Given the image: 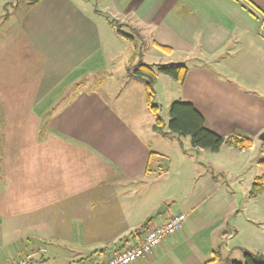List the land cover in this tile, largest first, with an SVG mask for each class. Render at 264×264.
Instances as JSON below:
<instances>
[{
  "label": "crops",
  "instance_id": "crops-1",
  "mask_svg": "<svg viewBox=\"0 0 264 264\" xmlns=\"http://www.w3.org/2000/svg\"><path fill=\"white\" fill-rule=\"evenodd\" d=\"M8 6L13 15L4 17ZM256 12L264 13V0H0V264L38 255L41 264H102L178 212L187 216L184 229L132 264H207L219 248L215 234L239 218L231 213L240 203L231 183L247 191L244 204L257 216L246 230L264 243V194L251 196L264 132V36ZM139 41L188 68L182 85L173 80L172 98L192 103L209 130L253 141L246 150L192 145L196 156L177 155L183 175L195 177L191 192L177 211L167 206L153 219L159 204L137 219L133 195L152 162L159 169L160 158L172 160L174 135L155 133L154 118L148 134L141 128V113L135 118L128 105L135 99L128 67L121 88H103L105 76L117 77L108 64L124 55L131 64ZM128 42L131 52L123 49ZM123 95L127 102L110 103ZM146 96L141 86L145 105ZM46 240L69 247L51 250Z\"/></svg>",
  "mask_w": 264,
  "mask_h": 264
},
{
  "label": "rangeland",
  "instance_id": "rangeland-1",
  "mask_svg": "<svg viewBox=\"0 0 264 264\" xmlns=\"http://www.w3.org/2000/svg\"><path fill=\"white\" fill-rule=\"evenodd\" d=\"M7 10H4V15L12 14L13 13V7L8 6L6 7ZM13 15V14H12ZM5 24V23H4ZM4 24L2 26H4ZM126 34H129L128 31L125 30ZM128 47H125V51L131 52L134 50L133 46L130 42L127 43ZM138 45L139 48H143L144 51L147 52V58L145 61H143L146 64L152 65L153 67H158L161 65H168V64H176L175 61L178 58L175 57L174 61H168L170 59L168 56L164 55V59L161 60L159 53H157L156 49H154L153 46L148 45L147 43L142 45V43L139 41ZM119 62H116L114 64H108V68L114 70V72H117V77L115 80H109V76H105L103 79V88L106 92H114L117 87L121 88L124 85L125 80H122L121 78L126 74L125 69L126 67H129L130 64L128 62V57L123 56ZM138 61V60H137ZM160 81H159V93L158 97H156L155 103L160 107V115L164 120V130H168V122H169V109L170 105L174 101H180L179 98H172V88L171 84H173V78L164 75L159 74ZM130 79V77H129ZM163 80H168L169 85L164 82ZM88 85H92L91 87L97 85V83L93 82ZM141 86L143 89V92L147 94L145 89V82L138 78H132L131 79V86H129L127 91L132 94L135 99H133V105L134 110L137 112L135 115V118L140 116V113L142 115L141 117V128L146 131V134H148L149 131V123L153 120V114L151 110L145 105L144 100L139 101V96L141 95ZM119 90V89H118ZM123 95L120 99V101H116L115 99L112 100L110 103L112 105H116L118 102L122 104L123 102H127V99ZM138 98V99H137ZM127 106V107H129ZM137 108V109H135ZM133 118V120H135ZM151 132V130H150ZM151 136V135H150ZM149 136V139L151 137ZM173 141L170 142L169 148L171 150L169 151V156L172 157V160H167L165 157H162L159 159L160 161V168H155V162H152L151 169L152 171L149 172L145 179V183L137 189V191H134L133 200H134V213L135 217L139 219L140 215H144L147 210L152 205L159 204L150 217L154 216L155 212H157L162 205L169 206V211H177L178 206L180 204V201L187 196L191 191L190 187L192 185V180L194 175H188L189 177L184 176L182 167L184 165L182 164V161L178 159V156L181 153L188 152L189 154L185 156H196L192 151H189V149L192 148L191 138L190 137H181L178 135L173 136ZM154 141L157 139L153 137ZM178 155V156H177ZM255 173V171H254ZM262 168L259 169L257 175H261ZM160 174H164V176L161 177ZM230 190L229 193L233 194L235 197H237L238 201L240 203L233 204L231 206V213H239V218L237 221H234L233 219L230 220L229 225L224 227L220 233L215 234L214 242L220 247L219 252L216 251L210 258V261L207 262V264H226L228 261H235L239 263H244V250H247L244 245H249L250 248H248L249 251L253 253H259L258 250L255 248V245H260V247H264V243L262 240L255 239L252 234H250L249 230H246V220L249 218H255L257 216V213H253V207H251L248 204H244V202L248 198V193L244 188L238 187L234 183L230 184ZM221 193V192H218ZM143 217V216H142ZM158 216H155L156 218ZM259 226L264 227V222L260 220ZM226 224V223H225ZM242 228L243 232L240 235H237L235 233L236 228ZM228 232L229 236L226 237L225 233ZM39 243V242H38ZM37 245H40V243ZM50 247V249H58L69 247L68 244H65L62 240H52L49 242V240H46V243H44ZM262 254V253H261ZM264 255V252H263ZM41 256H36L32 260H29V264H41ZM57 263L61 264L63 263L60 258H57ZM52 264V263H51Z\"/></svg>",
  "mask_w": 264,
  "mask_h": 264
},
{
  "label": "trees",
  "instance_id": "trees-1",
  "mask_svg": "<svg viewBox=\"0 0 264 264\" xmlns=\"http://www.w3.org/2000/svg\"><path fill=\"white\" fill-rule=\"evenodd\" d=\"M31 3H36L38 0H30ZM5 15L4 17H6ZM115 25V21H111ZM119 32L120 26H119ZM122 33V32H121ZM165 52H170V49L161 47ZM142 48H136V53L133 57V61L128 67L127 71L130 77L138 78L145 82V88L147 92L146 101L149 109L151 110L154 118L153 131L157 134H161L165 137L171 135H178L181 137H190L194 148L201 150H209L216 152L221 149L226 143H230L235 149L246 150L252 147L253 141L244 134H235L229 138H225L211 130L206 126L205 118L196 110L194 105L186 101H174L170 105L169 109V122L168 130L164 131V120L160 115V107L155 103L156 89L155 85L158 80L159 74H164L177 80L181 85L184 83L188 68L182 64H168L153 67L142 61ZM139 59L135 63L136 59ZM80 85V84H79ZM260 152L263 155L260 161L262 166V173L258 176L251 186V196L259 197L264 194V142L261 144ZM152 154V153H151ZM161 177L164 174H160ZM150 220H147L144 225L133 232V235L138 231L144 230L148 227ZM220 249V247L218 248ZM217 249V252L219 250ZM216 253V251H215ZM226 264H264V255L253 253L249 250H244V263L228 261Z\"/></svg>",
  "mask_w": 264,
  "mask_h": 264
},
{
  "label": "built area",
  "instance_id": "built-area-1",
  "mask_svg": "<svg viewBox=\"0 0 264 264\" xmlns=\"http://www.w3.org/2000/svg\"><path fill=\"white\" fill-rule=\"evenodd\" d=\"M259 20V32L264 36V13L255 14ZM187 216L185 213L178 212L164 223L151 228L145 235L140 244L132 245L114 255L102 264H132L153 254L167 238L174 236L184 229ZM14 264H29V258Z\"/></svg>",
  "mask_w": 264,
  "mask_h": 264
},
{
  "label": "water",
  "instance_id": "water-1",
  "mask_svg": "<svg viewBox=\"0 0 264 264\" xmlns=\"http://www.w3.org/2000/svg\"><path fill=\"white\" fill-rule=\"evenodd\" d=\"M260 140L264 142V132L261 134V136H260ZM166 210H167V206L162 205V206L160 207V209H159L157 212H155L154 216H152L151 218L153 219L155 216H160V215L163 214Z\"/></svg>",
  "mask_w": 264,
  "mask_h": 264
}]
</instances>
